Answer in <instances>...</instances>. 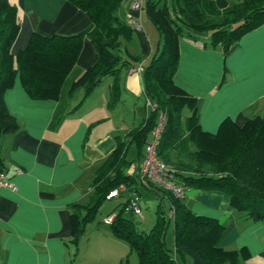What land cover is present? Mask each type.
I'll return each instance as SVG.
<instances>
[{"label": "crops", "instance_id": "crops-1", "mask_svg": "<svg viewBox=\"0 0 264 264\" xmlns=\"http://www.w3.org/2000/svg\"><path fill=\"white\" fill-rule=\"evenodd\" d=\"M11 1L18 7L20 21L11 48L14 56L27 46L33 32L69 35L90 24L89 14L67 0ZM145 1L140 10L131 8L133 0L119 10L132 33L121 41L127 62L117 82L107 75L89 90L78 83L97 59L85 37L56 99L30 97L19 76L4 90V103L18 129L0 138L1 167L15 187L0 188V264H73L87 227L73 242V206L88 201L90 182L117 138L126 140L153 111L146 105L143 71L161 39L145 14ZM133 19L141 28H134ZM178 53L173 80L197 99L201 130L214 133L224 119L243 126L255 116H264V22L244 32L226 55L221 45L210 43L209 33L196 39L180 37ZM114 84L119 93L113 99ZM188 114L189 110L183 117ZM151 138L152 131L148 141ZM184 198L196 214L225 225L218 246L248 252L239 264H264V220L237 215L228 195L220 191L188 188ZM96 225L99 229L100 222ZM103 237L109 247L121 246L118 238ZM116 252L121 264L125 251Z\"/></svg>", "mask_w": 264, "mask_h": 264}, {"label": "trees", "instance_id": "trees-1", "mask_svg": "<svg viewBox=\"0 0 264 264\" xmlns=\"http://www.w3.org/2000/svg\"><path fill=\"white\" fill-rule=\"evenodd\" d=\"M67 1L89 14V26L69 35L33 32L27 46L14 56L11 48L20 29L19 10L11 0H0V138L18 129L17 120L3 99L4 90L16 76L30 97L56 99L85 37L97 53L95 63L79 78L78 83H83L86 90L104 76L118 79L127 62L122 57L121 41L130 38L132 29L118 13L128 0ZM143 9L161 39L160 47L143 71L144 93L157 106L141 126L128 133L126 140L117 138L116 147L90 182L88 201L73 206V242L81 237L86 224L94 220L107 193L123 185L118 196L125 194L127 198L110 213L113 219L108 225L111 234L135 252L137 264H176L175 257L184 261L188 256L193 264H239L248 257L245 249L238 251L217 245L225 225L216 218L193 212L184 201L185 195L175 197L157 184L143 183L139 164L158 112L162 111L165 125L157 155L173 177L187 189L223 192L237 215L264 220V116H255L243 126L224 119L216 132L203 131L198 123L197 99L173 80L180 37L196 39L199 34L209 33L210 43L221 45L226 55L244 32L264 22V0H146ZM118 93V85L114 84L112 98ZM185 109L189 114L183 117ZM220 145H226L225 150L216 147ZM131 147L135 152L132 159ZM132 163L136 164L133 171ZM0 171L5 172L1 163ZM139 184L158 199L155 222L147 232L139 230L130 218L136 214L130 207L135 196L140 207ZM170 222H173V249L165 242Z\"/></svg>", "mask_w": 264, "mask_h": 264}, {"label": "rangeland", "instance_id": "rangeland-1", "mask_svg": "<svg viewBox=\"0 0 264 264\" xmlns=\"http://www.w3.org/2000/svg\"><path fill=\"white\" fill-rule=\"evenodd\" d=\"M186 111L187 110L185 109L183 112L184 115ZM225 146L226 145H220L216 147L225 150ZM134 157L135 152L133 147H131L129 151V158L132 159ZM138 188L140 189L141 193L139 198L141 214H131L130 218L136 223V226L139 230L147 232L155 222V209L158 199L153 193L144 190L140 184L138 185ZM126 198L127 196L125 194H121L118 197L103 200V202L100 204V207L97 209L94 221L87 223L86 234L84 233L83 237L81 238L78 254L73 261V264H118L119 256L117 255L116 251L121 250L125 251L121 264H137L135 252L130 250L126 242L123 244V240H118L121 241V246L119 244H112L114 242L111 241L112 247H109L105 241H101L105 239V237L102 238V236H106V234L108 236L112 235L109 231V225L102 223V221H104L105 217H109V215H111L110 213L120 206V204L123 203ZM166 208L167 207L165 205V209ZM97 221L100 222L99 229L96 228ZM112 237L114 236L112 235ZM98 241H100V243H97ZM165 242L168 248L173 249V222H170L169 226L167 227ZM122 245H126V248H122ZM175 258L177 260L176 264H193L192 258L189 256L186 257L184 261L179 257Z\"/></svg>", "mask_w": 264, "mask_h": 264}, {"label": "built area", "instance_id": "built-area-1", "mask_svg": "<svg viewBox=\"0 0 264 264\" xmlns=\"http://www.w3.org/2000/svg\"><path fill=\"white\" fill-rule=\"evenodd\" d=\"M142 5V0H133L132 8L139 10ZM134 28H141L140 23L133 19ZM146 105L152 110L156 109V103L146 97ZM165 125V113L162 111L158 112L156 125L152 130V138L145 147V156L142 162L139 164L140 180L143 183L151 182L157 184L164 189L170 191L175 197H183L186 193L187 188L181 184L178 180L173 177L172 173L169 172V168L164 161L157 155V145L159 143L161 132ZM136 164H131L130 170L133 171ZM0 188H12L14 189L13 183L8 179L6 173L0 171ZM124 186L120 185L118 189L109 191L106 195L107 199H111L118 196L119 190H123ZM137 197L131 200L130 207L136 214L141 213V209L137 204ZM171 215V214H170ZM113 219V215L105 218L106 223H110Z\"/></svg>", "mask_w": 264, "mask_h": 264}]
</instances>
